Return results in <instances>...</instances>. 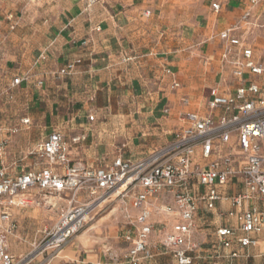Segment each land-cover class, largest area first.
<instances>
[{"label":"crops","instance_id":"1","mask_svg":"<svg viewBox=\"0 0 264 264\" xmlns=\"http://www.w3.org/2000/svg\"><path fill=\"white\" fill-rule=\"evenodd\" d=\"M255 2L101 0L87 6L85 0H63L56 14L36 26L38 33L31 45L22 41L20 54L7 60L2 88L14 78L22 79L11 92L12 101L3 100L0 105L2 119L19 128L10 137L6 156L7 163H16L13 173L38 167L37 159L26 155L52 132L64 136L71 163L90 168H107L118 157L138 161L165 146L184 126L179 119L182 113L204 116L211 90L222 96L235 90L236 80L222 59L224 46L218 34L250 9L247 24L237 34L247 38L254 56L264 62V0ZM214 3L218 11L212 9ZM13 19L17 28L19 21ZM71 64L69 74L57 75ZM39 81L42 85H37ZM21 118H28L30 124L21 125ZM74 137L82 141L72 144ZM21 141L23 147L13 150L14 142ZM242 190L234 179L217 188L226 197ZM50 205L57 213L66 204L58 199ZM250 206L263 208L264 202L254 199L245 204ZM120 210L117 205L111 211L117 226L107 247L102 242L92 245L86 234L77 235L48 264H130L123 258L128 248L123 239L127 226ZM229 210L241 211L229 201L217 202L211 210L199 204L192 236L198 247L188 253L190 264H215L220 261L219 251L240 253L238 263L264 264V232L254 247L241 248L236 242L241 233L237 232L231 248L218 249L215 230L236 226L227 215ZM56 213L47 216L26 208L12 209L11 256L27 254L41 240L32 239L33 232L52 226ZM130 213L137 211L130 208ZM152 222L155 231L148 244L152 257L139 264H178L159 245L173 224L172 217L155 215Z\"/></svg>","mask_w":264,"mask_h":264},{"label":"built area","instance_id":"2","mask_svg":"<svg viewBox=\"0 0 264 264\" xmlns=\"http://www.w3.org/2000/svg\"><path fill=\"white\" fill-rule=\"evenodd\" d=\"M101 0H85L87 6ZM251 0V5H255ZM214 11L218 4H212ZM247 10L232 27L218 34L223 43V61L230 67L236 80L233 93L219 95L211 90L206 101V114L192 112L180 115L183 127L176 130L169 143L138 161L118 157L107 168H90L71 163L67 156L68 144L60 132L50 133L28 152L26 157L37 159V168L13 173L16 163H7L10 137L19 131L0 116V264H48L49 258L69 244L106 206H121L127 231L123 237L128 248L123 258L139 264L152 257L149 238L155 231L152 217L171 216L173 224L162 234L160 247L171 252L178 264H190L188 256L198 247L193 239L195 217L199 204L211 210L217 202L229 201L240 212L229 210L227 215L235 227L215 230L218 249H229L237 232L236 242L241 248L254 247L264 232V207H245L254 199L264 202V62L254 56L247 38L237 34L250 17ZM10 30L17 22L6 17ZM264 57V51L261 52ZM73 65L60 69L57 75H67ZM22 82L14 78L0 88V105L12 101V90ZM37 85H42L39 81ZM177 88L178 84L173 83ZM187 104V100H182ZM20 124L28 126V118ZM82 141L71 139L72 144ZM197 159L194 161L193 158ZM236 180L242 191L229 197L221 196L217 188ZM43 196H57L65 207L56 213L50 228H44L42 238L31 252L14 257L9 253L8 238L15 225L10 222L14 208H27ZM130 208L137 211L130 213ZM215 264L238 263L241 254L231 251L217 254ZM37 258H40L37 260Z\"/></svg>","mask_w":264,"mask_h":264},{"label":"rangeland","instance_id":"3","mask_svg":"<svg viewBox=\"0 0 264 264\" xmlns=\"http://www.w3.org/2000/svg\"><path fill=\"white\" fill-rule=\"evenodd\" d=\"M63 0H0V88L6 78L7 60L9 57L20 54L21 47L19 43L26 40L27 46L31 45V40L38 33L36 26H41L45 20H48L59 11L60 4ZM15 16L18 19V27L10 30L6 17L8 15ZM25 38V39H24ZM25 144L14 142L13 150H20ZM37 201L26 209L36 211L38 215H52L56 210L52 205L44 202L43 196H35ZM52 202L58 200L57 196H48ZM117 206H106L104 209L94 216L93 220L79 232L78 235L86 234L87 239L92 245L98 246L100 242L106 245L112 240L114 230L116 229L117 219L115 215H111L113 208ZM49 214V215H48ZM48 225L47 228H50ZM44 230V229H43ZM42 231L33 232L32 239L39 241L42 238ZM96 242V243H94ZM36 244V243H35ZM32 244L28 251L31 252L34 248ZM28 252V253H29ZM23 256V255H22ZM20 257V256H18Z\"/></svg>","mask_w":264,"mask_h":264}]
</instances>
